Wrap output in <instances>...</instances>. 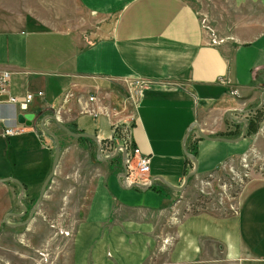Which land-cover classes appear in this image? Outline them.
<instances>
[{
  "label": "crops",
  "instance_id": "obj_1",
  "mask_svg": "<svg viewBox=\"0 0 264 264\" xmlns=\"http://www.w3.org/2000/svg\"><path fill=\"white\" fill-rule=\"evenodd\" d=\"M234 2L240 7L222 22L205 19L190 0H0V72L10 74L13 95L44 91L27 111L0 104V178L14 175L5 140L26 133L38 137L40 150L18 148L14 178L31 192L50 171L48 149L18 122L21 113L52 110L67 126L97 135L102 157L119 145L139 148L151 158L150 172L129 183L161 176L181 186L191 167L183 148L189 130L185 146L189 140L197 150V171L183 192L159 179L156 188H128L119 165L96 155L95 184L72 232L74 264H264V177L248 182L225 214L184 211L202 176L246 152L264 160V120L239 142L205 139L195 125L225 137L264 94V0ZM45 124L60 140L68 136L74 157L90 155L54 120ZM8 128L23 129L6 135ZM79 176L75 169L65 177ZM20 189L0 183V224ZM161 254L164 262H155Z\"/></svg>",
  "mask_w": 264,
  "mask_h": 264
},
{
  "label": "rangeland",
  "instance_id": "obj_2",
  "mask_svg": "<svg viewBox=\"0 0 264 264\" xmlns=\"http://www.w3.org/2000/svg\"><path fill=\"white\" fill-rule=\"evenodd\" d=\"M190 2L197 7L205 19L211 16L212 19L222 22L231 17L236 7H240L235 5L234 0H190ZM249 6L252 10L259 7L257 3L253 2L249 3ZM90 119L85 117L84 120L91 122L93 119ZM45 125L49 128L47 124ZM29 127L35 129L43 140L42 146L47 147L50 154L48 169L51 170L55 157L53 137L41 129L40 119L37 123L34 120L33 125ZM10 138L9 141L5 140L6 150L10 159L11 172L14 173L13 177H15L19 175L17 169L21 166L18 162L14 165L18 148L33 147L40 150L41 143L34 133ZM67 140H69L68 136L65 137V141L59 139L60 145L62 144L61 159L56 173L46 189L49 197L43 198L32 222L26 228L21 226L14 228L7 224H0V264H74V235L72 232L76 226L75 221L83 216L84 208L82 206L86 203L85 194L87 189H93L96 168L100 167V164L94 156V147L91 143L80 141V145H88L89 156L81 153L78 157H74L71 154L73 150L67 151L70 148L66 147L69 146ZM75 169L79 170L80 173L77 179L65 177L66 172ZM138 177L142 178V176ZM263 177L264 160L249 152L239 155L220 169L202 176L201 184L193 186L194 189L190 193V195L192 194L191 197L186 199L189 201V205L184 211L193 213L213 209L218 213L225 214L236 209L244 186L248 182ZM39 186L31 188V192H29L33 200L39 193ZM183 200L185 201V198ZM18 209L17 203L13 211H18ZM15 221L17 220L13 217L8 218L9 223ZM164 255H155L154 261L164 262L166 258Z\"/></svg>",
  "mask_w": 264,
  "mask_h": 264
},
{
  "label": "water",
  "instance_id": "obj_3",
  "mask_svg": "<svg viewBox=\"0 0 264 264\" xmlns=\"http://www.w3.org/2000/svg\"><path fill=\"white\" fill-rule=\"evenodd\" d=\"M263 106H264V94L262 95V97H261V103L258 106L254 107V108L242 110V112L243 113H249V112L257 111V110L261 109ZM35 119H36V115L34 113H28V114H22L21 113L20 115H18V122L21 123V124H26L28 126H32ZM48 119L54 120L56 122V124L61 129H63L66 133H68L70 136H72L74 138H77V139H79V138H89V139L95 141L97 143V145H98L97 158H98L99 161L104 162V161H108L110 159H113L122 150V152H123L122 153V156H123V160H122L123 172L121 174H122V176L124 178V182H125V184H126V186L128 188L139 187L141 189H148V188H150L153 185L155 179H159L165 185H167L168 187H170L171 189H173L175 191H178V192H183L185 190V188L187 187L188 183H189L190 177L194 176L195 173H196V171H197V158L193 154H191L187 150V148L185 146L186 138L190 134V131L191 130H189L187 132V134H186V136L184 138L183 148H184L185 155L187 157H189L194 162L195 168L193 169V171L189 172L186 175L183 185H181V186L172 185L171 183H169L168 181H166L161 176L154 177L153 179L150 180V183H148V184L141 183V182H132V183H129L128 182V170H127L128 150H127V148L125 146L119 145L118 147H116L115 152L113 154L106 155V156L102 157L101 156L102 155V145H101L100 139H99V137L97 135L92 134V133H87V132H74L66 124L62 123L60 121L59 117L56 116L55 114L45 115L41 119L40 127H41V129L45 133H47L48 135H50L51 137H53L54 142H55V157H54V160H53V163H52L51 170H50L49 174L47 175V177H46V179H45V181H44V183H43V185L41 187L40 194H39V196L37 198V201H36L34 207L30 211V215H29V218H28L27 221H30V219L33 217L34 213L39 209V205H40L43 197L45 196L47 187L49 186L50 182L52 181V179H53V177L55 175V172H56V169L58 167V164H59V161H60V157H61V145H60L59 138H58V136L52 130L48 129V127H46V125H45V122ZM241 121L243 123L242 134L239 137L234 138V139H230V138H226V137H212V136L206 135L199 128V126L197 125V123H195V125L199 129L200 135L203 138H205V139L218 140V141H226V142H239V141L243 140L246 137V126H247L248 120H247L246 117H244V118L241 119ZM8 181H14L15 183L19 184L20 187H21V193L18 195L17 203L23 209V213L22 214H19V215H23L27 211L26 206L22 203V198H23V196L25 194V186L23 184H21V182L18 179L14 178V177L0 178V183H6ZM9 215L10 214H6L4 216V222L6 224L10 225V226H17V225L10 224L8 222L7 217Z\"/></svg>",
  "mask_w": 264,
  "mask_h": 264
},
{
  "label": "built area",
  "instance_id": "obj_4",
  "mask_svg": "<svg viewBox=\"0 0 264 264\" xmlns=\"http://www.w3.org/2000/svg\"><path fill=\"white\" fill-rule=\"evenodd\" d=\"M9 78L10 74L8 72H0V104L9 103L17 104L20 106L22 111H27L30 107L31 102L35 97H43L44 91H38L37 93H27L23 97L13 95L9 90ZM94 96L90 97L93 100ZM119 124V123H118ZM117 124V125H118ZM23 128H8L5 130L6 135H11L18 133ZM128 150V160H127V170L128 177L131 175L145 177L146 174L150 172L151 158L147 154L141 153L140 149L137 147H130L129 144L123 145ZM122 151V150H121ZM145 184L150 183V178L144 182Z\"/></svg>",
  "mask_w": 264,
  "mask_h": 264
},
{
  "label": "trees",
  "instance_id": "obj_5",
  "mask_svg": "<svg viewBox=\"0 0 264 264\" xmlns=\"http://www.w3.org/2000/svg\"><path fill=\"white\" fill-rule=\"evenodd\" d=\"M46 112L48 114H53L52 110L51 111L47 110ZM44 115H45V113L38 115L36 117V123L39 119L41 120ZM247 120H248V122H247V126H246V136H253L258 132V130L260 128V123L264 120V106L261 109L255 111L253 114H250V116L247 118ZM68 127H70V126H68ZM242 127H243V123L233 122L232 128L229 129L228 131H226L224 134H221V135L225 136L226 138H230V139L237 138L242 134ZM70 129H72L74 132H79L75 126H71ZM79 141L91 143L94 147V150H93L94 156L97 155L98 145L95 141H93L89 138H79ZM186 147L191 154H193L195 157H197L196 147L191 146L189 140L187 141ZM110 152H111V149H110ZM187 160H188V162L191 163V167H189L186 170V175L192 170V167H193V161L190 158H187ZM112 163H117V165H119V169L117 171L122 172V170H123L122 156L120 154L116 155L113 159L109 160L108 164L111 165ZM151 188H156V187L153 184L151 186ZM168 189L171 190L170 188H168ZM163 195H167V194L163 193ZM193 213H197V212H193Z\"/></svg>",
  "mask_w": 264,
  "mask_h": 264
},
{
  "label": "flooded vegetation",
  "instance_id": "obj_6",
  "mask_svg": "<svg viewBox=\"0 0 264 264\" xmlns=\"http://www.w3.org/2000/svg\"><path fill=\"white\" fill-rule=\"evenodd\" d=\"M21 193V189H20V191H19V193L18 194H20ZM39 194H40V190H39V193H38V195L36 196V198L33 200L32 199V197L29 195V192L27 191V187H25V194H24V196H23V198H22V203L26 206V208H27V211L23 214V215H19V214H22L23 213V209L19 206V209H18V211H13V209L12 210H10V211H8L6 214H10L8 217H7V220H8V218H11V217H13V218H15L17 221H15L14 223H10V224H13V225H17V226H10V227H14V228H17V227H19V226H21V227H24V228H26L27 226H28V224L33 220V217H34V215H35V213L36 212H38V210L34 213V215H33V217L30 219V221H27L28 220V218H29V215H30V211L32 210V208L34 207V205H35V203H36V201H37V198H38V196H39ZM45 197V196H44ZM43 197V198H44ZM42 201H43V199H42ZM42 201H41V203H42ZM40 203V204H41ZM39 208H40V205H39ZM5 214V215H6ZM4 215V216H5ZM28 222V223H27ZM3 224L5 225L6 223L4 222V217H3ZM8 225V224H7ZM0 233H1V231H0Z\"/></svg>",
  "mask_w": 264,
  "mask_h": 264
}]
</instances>
